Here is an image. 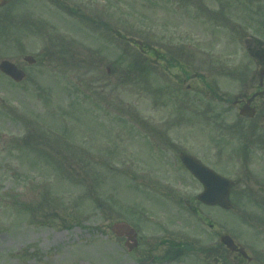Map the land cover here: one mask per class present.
<instances>
[{
    "label": "rangeland",
    "instance_id": "rangeland-1",
    "mask_svg": "<svg viewBox=\"0 0 264 264\" xmlns=\"http://www.w3.org/2000/svg\"><path fill=\"white\" fill-rule=\"evenodd\" d=\"M18 11L0 24V58L22 53L37 64L19 84L0 74V264H106L116 222L145 238L173 234L191 249L252 223V196L234 194L225 211L178 193L172 134L197 137L217 117L189 82L180 92L176 76L185 71L168 61L187 66L193 52L203 74L210 38L224 47L223 34L210 30L230 17L235 31L264 32V0H22ZM148 48L163 60L146 56ZM234 113L221 120L229 125ZM212 261L191 251L176 264Z\"/></svg>",
    "mask_w": 264,
    "mask_h": 264
},
{
    "label": "flooded vegetation",
    "instance_id": "flooded-vegetation-1",
    "mask_svg": "<svg viewBox=\"0 0 264 264\" xmlns=\"http://www.w3.org/2000/svg\"><path fill=\"white\" fill-rule=\"evenodd\" d=\"M5 1V4L0 5L1 25H7L17 17L18 4L22 2V0ZM233 23L235 22L230 17L225 19L222 17V20L217 23L220 30H210L211 35L223 34L220 44L224 47L212 48L210 38L203 61V74L193 69V52L187 54L189 56L186 59L187 66L178 57L168 61L174 68L185 71L183 79L176 74V81L180 88L182 83L189 82L187 89L202 94L210 104L212 111L209 117H217L214 125L202 127V135L197 137H191L190 134L193 135L191 132L188 137L186 135L188 133L177 132L178 129H176L171 136L173 140L171 139L170 145L176 149V158L180 164L176 169V175L181 188L178 193L183 197L197 199L205 190L204 184L182 159L183 156L189 155L199 163L232 180L231 197L236 194L239 198L252 196L255 199L254 208L251 207L252 223H240L235 229L236 233H229L238 249L244 250L247 256L240 251H232L221 243V238L226 235L224 232L217 233L220 238L219 243L205 248L191 249L188 246L191 244L172 240L173 234L161 236L160 231L154 236L145 238L136 229L137 235L126 232L120 236V231L112 225L106 264H176L180 254L182 258L187 255L186 252L191 251H198L206 257L213 256L214 264H264V32L247 30L242 26H240L241 30L235 31ZM18 24L19 20L16 26ZM22 24L24 25L25 22ZM259 24L262 26L261 22ZM1 28L5 29L6 26ZM3 32L0 29V34ZM228 49L230 52H227ZM147 50L148 53H144L146 56L156 54L157 51L150 48ZM176 52L182 54L180 48H177ZM18 54H20L19 57ZM21 54L15 53L14 58L9 56L0 58V62L9 60L26 73L23 79L17 82L0 71L2 76L16 84L25 82L28 78V66L37 64V60L29 64L27 56ZM22 58L25 64L20 62ZM155 58L159 61L164 57L159 53V57L155 56ZM192 82H196L197 85H193ZM180 92L188 91L182 88ZM186 96L189 99L193 97L188 94ZM228 111H234L236 114L229 125L221 120ZM183 142L187 147H181ZM250 164L254 165L253 170L250 169ZM233 166H236V171ZM232 171L238 174L237 177H231ZM206 206L220 209L219 206ZM197 216L201 222L215 228V224L211 223L207 216L199 214ZM22 257L27 260L30 255L25 253ZM39 257V251L33 254V259L37 260Z\"/></svg>",
    "mask_w": 264,
    "mask_h": 264
},
{
    "label": "water",
    "instance_id": "water-1",
    "mask_svg": "<svg viewBox=\"0 0 264 264\" xmlns=\"http://www.w3.org/2000/svg\"><path fill=\"white\" fill-rule=\"evenodd\" d=\"M0 3H3V0H0ZM28 60L32 62L33 58L28 57ZM0 69L17 80H21L24 76V73L8 60L1 62ZM182 159L187 167L205 184L206 189L198 199L207 204L220 205L226 209L231 208L229 200L231 181L218 175L189 155L183 156ZM116 228L122 232L135 233L134 229L127 223H118ZM222 242L233 250L237 248L230 236H225ZM244 254L246 255L245 252Z\"/></svg>",
    "mask_w": 264,
    "mask_h": 264
}]
</instances>
